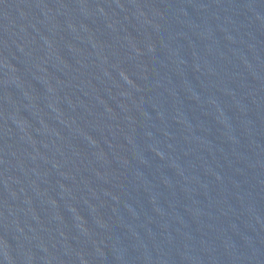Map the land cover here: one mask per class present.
Returning <instances> with one entry per match:
<instances>
[{
    "label": "water",
    "instance_id": "95a60500",
    "mask_svg": "<svg viewBox=\"0 0 264 264\" xmlns=\"http://www.w3.org/2000/svg\"><path fill=\"white\" fill-rule=\"evenodd\" d=\"M0 264H264V0H0Z\"/></svg>",
    "mask_w": 264,
    "mask_h": 264
}]
</instances>
